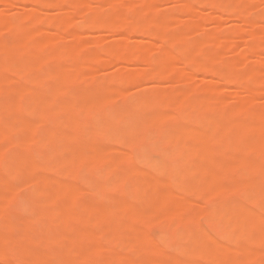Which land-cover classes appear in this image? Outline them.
Segmentation results:
<instances>
[{
    "label": "bare ground",
    "instance_id": "1",
    "mask_svg": "<svg viewBox=\"0 0 264 264\" xmlns=\"http://www.w3.org/2000/svg\"><path fill=\"white\" fill-rule=\"evenodd\" d=\"M18 1L35 6L19 19L0 15V262L205 264L210 258L218 259V252L240 257L227 264L264 262V106L257 104L264 95V79L256 75V66L264 64L259 53L264 52V12L259 20L250 17V5L256 0H198L196 8L179 2L174 13L189 15L184 25L178 24L181 14L155 11L154 2L162 0H126L123 7L118 3L125 0H114L116 5L100 0L109 11L84 14L77 24L43 17L40 11L54 6L60 13L69 5L77 10L85 0H0V4L13 7ZM203 5L213 11L208 19L230 11L242 25L224 35L215 24L216 30L203 37L200 33V39L187 43L186 38L199 33L202 19L193 12L200 13ZM138 6L144 7L143 13L135 11ZM254 26L260 32H252ZM84 27L120 37L111 46L93 50L78 41ZM66 34L74 40L70 46L62 44ZM125 34L143 35L160 44L137 40L135 45H125L121 42ZM244 35L254 43L244 45L245 54L257 59L253 63L250 56L238 70L230 62L224 65L226 51ZM254 38L260 43L255 44ZM150 51L157 57L149 58ZM113 61L135 66L133 73L98 80L96 73ZM179 63L184 68H178ZM189 67L218 80L217 86L210 81L193 86L194 72L187 71ZM165 76L185 86L148 89L141 84L129 100L122 101L128 83L143 79L154 83ZM49 78L56 81L47 83ZM231 83L241 87L232 92L236 104L225 107V85ZM172 92L181 94L179 105L170 106L171 100L165 98ZM16 119L19 125L13 129L9 124ZM102 139H119L120 146L111 149ZM206 139H215L218 146L206 145ZM59 141L68 143V149L58 150ZM127 142L135 144L133 151L128 152ZM229 142L234 145L226 150ZM153 150H159L160 158L151 156ZM117 152L124 154L117 156ZM200 183L207 199L217 197L202 211L189 199ZM151 192L159 197L144 204L143 198ZM90 193L93 200L86 198ZM134 199L143 204H133ZM155 205L179 219V228L193 226L192 230L180 231L170 224L160 231L156 243L146 232L147 226L157 223L154 213L161 208ZM152 208L157 210L153 214ZM166 213L160 217L171 220ZM201 216L215 228L214 236L201 229L197 221ZM243 223H249V228L238 229ZM125 239L139 249L136 255L120 252L118 245ZM174 239L186 243L177 254L169 252L178 250ZM240 241L243 244L238 246ZM18 253L23 257L18 258Z\"/></svg>",
    "mask_w": 264,
    "mask_h": 264
},
{
    "label": "rangeland",
    "instance_id": "2",
    "mask_svg": "<svg viewBox=\"0 0 264 264\" xmlns=\"http://www.w3.org/2000/svg\"><path fill=\"white\" fill-rule=\"evenodd\" d=\"M226 0H214V2L215 3H222V2H225ZM255 1V0H254ZM253 1V2H254ZM108 2H110L111 4H113V5H116V1H114V0H108ZM164 0H162V1H156V2H154V9H155V11L156 12H162V13H168V15H172V14H181V16L180 17H182L181 18V20H179L180 19V17L178 16L177 18H178V20H179V22H178V24L181 22L182 24L181 25H184L185 23L187 24V20L189 19L188 17H189V15H188V17H187V15H186V13L184 14H182V13H180V12H176V13H174V11H176V7H174V6H176V4H177V6L178 5H180V3L182 4V3H191L192 5H194L195 6V8L196 7H198L199 5V2H198V0H168V2H165V4H164ZM179 4H178V3ZM209 2H211V0H209ZM213 2V1H212ZM250 2V1H249ZM257 2V3H256ZM25 3V2H24ZM23 2L22 3H19V1H18V3L17 2H15L14 4H13V7H12V5L11 6H6V5H1L0 4V15H5V16H9L10 18H17V19H19V18H21L22 16H23V14L25 15V13L27 14L30 10H29V8L32 10V8L34 9V4L33 3H31V5H33V6H31V5H28V4H30L29 2H27V4L25 3L24 4ZM127 3V1L125 0V2L123 1V2H121V3H118L119 4V6H121V7H123L125 4ZM198 3V4H197ZM252 3V2H251ZM197 4V5H196ZM248 4H250V3H248ZM6 6V7H5ZM126 6V5H125ZM204 6V5H203ZM250 6H252V9H251V18L252 19H260V16H261V14H263V12H264V0L262 1V0H259V1H255L253 4H251ZM50 7L51 6H49V7H43V9L44 8H47V9H42L41 7H40V9H42V11H40L41 12V14L43 13V17L45 16V17H47V16H50V17H47V18H58V19H61V20H63V22H68V23H71V24H77V23H79V21H81L82 20V16L84 15V14H88V15H92L94 12H97V11H100V10H102V11H100V12H103V10H104V12L103 13H105V11H106V13H107V10L109 11V6L107 5V3L105 2H103V3H101V1L100 0H85V5L83 6V7H81V8H79V9H77V10H72V8H71V6L69 5V6H67V8H66V10H64L63 12H60L59 13V10H57V8L55 7L54 8V6H52L51 7V9H50ZM10 9V10H8V9ZM56 9V10H54V9ZM201 8H202V6H201ZM106 9V10H105ZM201 11H200V13H198V14H196V13H194L193 12V14L194 15H196V16H198V18H200V19H202V22H201V20H200V24H199V33H197L196 32V35L195 34H193L192 35V38H186V42L187 43H193V42H195V40H197V38H199L200 39V37H203V34L204 35H206V34H209V33H211V32H213L214 30H216V29H214L215 27H216V25L218 24L219 25V27H220V29L222 30V32L224 33V35H228L229 34V32L231 31L230 29H232V28H234L236 25L239 27V25H242V23L240 24L239 23V21H236V20H234L233 19V17H231V12L229 11H227V12H225V13H223L221 16H220V18H216V19H208L210 16H211V11L212 10H210V7L208 6H204V8L203 9H200ZM135 11H137V12H140V13H143L144 12V7L143 6H138V7H136V9H135ZM213 12V11H212ZM47 14V15H44V14ZM186 17V18H185ZM185 20H184V19ZM188 18V19H187ZM183 19V20H182ZM187 19V20H186ZM233 19V20H232ZM258 19V20H259ZM183 21V22H182ZM184 21H186V22H184ZM263 23V22H262ZM216 24V25H215ZM180 25V24H179ZM218 25H217V27H218ZM262 25V24H261ZM236 26V27H237ZM263 26V25H262ZM235 27V28H236ZM156 28V27H155ZM157 29V28H156ZM55 29H52V32H55L54 31ZM95 30H97V31H95ZM174 30L175 29H169V32L172 34V33H175L174 32ZM252 32H255V33H258V32H260V28H258V27H256V26H254V27H252L251 29H250ZM81 31V32H80ZM79 32H80V37L78 38V41H80V42H83V43H88L89 44V46H90V48L91 49H93V50H96V49H98V47H108V46H111V45H113V44H115L116 43V41L119 39L118 38V36L117 35H115L114 33H110V32H108V31H104V30H102V29H94V31L90 28V27H84V28H81V30H80ZM99 31V32H98ZM100 31H102V32H100ZM104 31V32H103ZM5 33L4 34H6V32L7 31H4ZM107 32V33H106ZM208 32V33H207ZM9 32H7V34L6 35H8V36H5L4 34V36L9 40V39H11L10 38V34H8ZM109 33V34H108ZM200 33H202L201 35H200ZM112 35V36H111ZM198 35H200V37L198 36ZM68 35L66 34V37H65V39L62 41V44L64 45V46H70V45H72L73 43H74V40L73 39H71V38H69V37H67ZM117 36V37H116ZM135 36H137V35H135ZM135 36H131V35H129V34H125V36H124V39L121 41L122 43H124L125 45H132V44H137L136 42H138L137 40H140V41H144V42H147L148 43V40L150 41H152V43H151V41H150V43L149 44H153L154 42H156V44H160V42L159 41H156V40H153L152 38H149V39H146L143 35H140V36H137V37H135ZM197 36V37H196ZM249 36V35H248ZM247 35H244V37H242V40H241V38H239V39H237L236 40V44L234 45V48L231 50V51H226V53H228L227 55L229 56H231V57H228V56H226V53H225V56H224V59H225V57H226V59H228V60H224V62L226 61V62H230L229 64L232 66V67H234V68H236L237 70L238 69H240V67L242 66V64H245V62L247 63V61L248 60H245V59H247V58H249V60H250V56H252V58H251V60H252V62L254 63V58H255V60L257 59L255 56H253V55H250L249 57H248V55L247 54H245L246 52H248V50L247 49H244L243 47H245L246 46V43L247 42H251V43H253L250 39H249V37H248ZM120 37V36H119ZM191 37V36H190ZM154 41V42H153ZM135 42V43H134ZM254 42H255V44H259L260 42L258 41V40H256L255 38H254ZM191 43V44H192ZM155 44V43H154ZM254 44V43H253ZM245 45V46H244ZM245 48H247V46L245 47ZM244 49V50H243ZM172 53H174V54H176V50L174 49V48H172ZM231 52V53H230ZM245 54V56H244V54ZM259 53H261V56L264 58V52L263 51H259ZM243 54V55H242ZM149 58H154V57H157V54L155 55V54H152V52L150 51L149 52V54H146ZM224 55V54H223ZM245 58H244V57ZM228 57V58H227ZM229 58H231V60L229 59ZM232 58H233V60H232ZM223 62V63H224ZM226 62L224 63V65H226L227 66V64H226ZM233 62V63H232ZM249 63H251V62H249ZM181 63H179L178 64V68L179 67H181L182 65H180ZM164 66H166V65H168L167 63H164L163 64ZM219 65V64H218ZM223 65V64H222ZM221 65V66H222ZM250 65V64H249ZM111 66V67H110ZM110 66H105L104 67V69H106V70H104L103 68H101V72H97L96 73V75H98V74H100V77L99 76H96V75H94V71H93V75L94 76H96V77H98V80H101V78H103V79H110L111 78V74H113L112 75V77L117 73L118 75H120V74H122V75H125V74H131V72L133 73V69H134V67L135 66H132V67H128V66H124L123 64H121V63H119V62H116V61H113L112 62V64H110ZM138 67H140V66H137V68ZM141 67H143V66H141ZM167 67V66H166ZM182 68H184V66H182ZM181 68V69H182ZM189 69H190V71H192V73L194 72V70L191 68V67H189L188 69H186L187 71H189ZM103 70V71H102ZM256 71H257V73H256V75H257V77H259V78H263L264 79V64H262V65H260V66H256ZM102 73V74H101ZM197 73V72H196ZM195 72H194V75H193V79H192V85L193 86H201L202 85V83L204 84V83H206V82H209V84L210 85H212L213 86V84H214V86H217V81L218 80H215V79H212L211 78V76L209 77L208 75H207V73H203V72H198L197 74H196ZM102 75V76H101ZM104 75V76H103ZM109 76H110V78H109ZM11 77H13L14 78V76L13 75H11ZM105 77V78H104ZM108 77V78H107ZM170 76H168V78L165 76V77H163V78H160V80L159 81H155L154 83H151V82H153L151 79H150V81H149V79H143L142 81H140V83H138V82H132L131 84L130 83H128V85H126L125 86V88H126V90H125V92H127L128 94H129V96H128V94L125 96V99H122V101H124V102H126V100L129 98V97H131V96H133L134 95V93H135V91H137V90H139V86L141 85V84H144L143 86V88H147V87H149L148 89H154V86H157V88L158 87H161V88H165V89H169L170 87H172L173 88V86H177L178 88L179 87H181L183 84L182 83H184V82H177V81H174L171 77L169 78ZM100 78V79H99ZM16 79H18V78H16ZM97 79V78H96ZM212 80V81H211ZM214 80V81H213ZM53 81H56L54 78H49V79H47V83H50V82H53ZM149 81V82H148ZM157 82H159L160 84H158ZM150 83V84H149ZM155 84V85H154ZM179 86H178V85ZM232 84V83H231ZM181 85V86H180ZM235 85V84H234ZM234 85L232 84V85H229V84H227V85H225V98H227L226 99V101L224 102L223 101V103H222V105L223 106H225V107H230V106H233L234 104L233 103H235L236 104V102H234V101H236L237 100V98H235V97H233V95H232V92L233 91H235V90H239V88L241 87V86H236L235 85V87H234ZM128 86V87H127ZM183 86H185V83H184V85ZM182 86V87H183ZM138 88V89H137ZM156 88V87H155ZM171 88V89H172ZM174 88H176V87H174ZM232 88H234V89H232ZM237 88V89H236ZM229 90H231V91H229ZM241 90V89H240ZM242 90H243V88H242ZM228 92H229V94H228ZM231 92V93H230ZM126 94V93H125ZM128 97V98H127ZM127 98V99H126ZM165 98H168V99H170L171 100V104H170V106H175V105H179L180 104V101H181V98H182V96H181V94H179V93H176V92H172V93H170L169 95H167ZM129 100V99H128ZM122 101L120 102V100H119V102L120 103H122ZM123 102V103H124ZM122 103V104H123ZM257 104H259V106H264V95L260 98V100L257 102ZM117 107H119V106H117ZM170 108H173V107H170ZM167 112H170V110L169 109H167L166 110ZM21 120H23V121H28V120H30V118L28 117V118H25V119H23V118H21ZM19 125V120H14V121H11L10 122V124H9V126H11L13 129H15L17 126ZM15 128H14V127ZM27 131L28 130H31V128L30 127H27V128H25ZM156 129V127L154 126L153 127V130H155ZM91 136V137H90ZM89 137L91 138V139H93V137L95 138V139H99L100 138V136L101 135H97L98 136V138H96V135L95 136H92V135H90ZM103 136V135H102ZM101 136V137H102ZM103 139H104V137H102ZM94 139V140H95ZM102 139V141H105L106 142V140H107V138H106V140H103ZM85 140V139H84ZM89 140V139H88ZM93 140V141H94ZM108 140H111V139H108ZM136 139H132V141H135ZM140 140H142V143L144 142L143 141V139H140ZM145 140V139H144ZM150 139H148V141H149ZM152 141L154 140V139H151ZM149 141V143H153L152 141ZM157 140V139H156ZM155 140V141H156ZM165 140L166 139H163V141H164V143H165ZM207 140V139H206ZM205 140V143H206V145H208L209 143H211L212 142V146H210V147H213V146H215V147H217L218 145H216V143L215 142H217L215 139H208L207 141ZM210 140V141H209ZM99 141V140H98ZM130 142H131V139L129 140ZM139 141V140H138ZM147 141V140H146ZM158 141V140H157ZM156 141V142H157ZM162 141V140H161ZM168 141V142H167ZM209 141V142H208ZM59 142H61V141H59ZM66 141H64V143H65ZM85 142H87V141H85ZM90 142V141H89ZM105 142L103 143V144H105ZM107 142H109V141H107ZM106 142V143H107ZM121 142V141H120ZM3 143H5V142H3ZM3 143H2V145H3ZM57 143V142H56ZM67 143V142H66ZM100 143H102L101 142V139H100ZM133 143H139V142H137V140L135 141V142H133ZM132 143V144H133ZM149 143L147 142V145H149ZM155 143V142H154ZM166 143H169V144H166ZM166 145H171L170 143H171V141L169 142V140H166ZM231 142H229L227 145L225 144V147L227 146V149L226 150H231V148L233 147V145H234V143H231ZM109 144H111V146H110V148L111 149H113L114 148V146L113 145H115V147L117 146V147H119L120 145H118L119 144V139H114L113 140V142L111 141V142H109ZM126 144H128L129 146H130V143L129 142H127ZM134 144V145H135ZM143 144H146V142H144ZM143 144H142V146H143ZM164 144V146H166ZM201 144V143H200ZM199 144V145H200ZM214 144V145H213ZM230 144V145H229ZM6 145V144H5ZM54 145V144H53ZM53 145H51V146H53ZM124 145H125V143H124ZM127 145V146H128ZM134 145L133 146H130L129 148H128V152L130 151V150H134L133 148H134ZM151 145V144H150ZM149 145V146H150ZM158 145H163V143H161V144H159V141H158ZM181 145V144H180ZM179 145V146H180ZM198 145V146H199ZM202 145V144H201ZM210 145V144H209ZM224 145V144H223ZM9 147L11 146V145H8ZM57 147L56 148H60V149H58V150H60V151H63V150H65L66 148L68 149V143H67V145H65V144H62V142H61V144L59 143V144H57L56 145ZM67 146V147H66ZM109 146V145H108ZM126 146V147H127ZM139 146H141L140 145V143H139ZM148 146V147H149ZM163 146V147H164ZM181 146H183V145H181ZM4 147V146H3ZM55 147V146H54ZM113 147V148H112ZM116 147V148H117ZM136 147V146H135ZM138 147V146H137ZM136 147V148H137ZM145 147V146H144ZM160 147V146H159ZM162 147V149H165L166 147H164L163 148ZM168 147V146H167ZM224 147V148H225ZM231 147V148H230ZM6 148V147H5ZM13 148V150H15L16 149V147H14V146H12L11 147V149ZM109 148V147H108ZM115 148V149H116ZM135 148V149H136ZM229 148V149H228ZM66 149V150H67ZM123 150H126L125 148H123ZM122 150V151H123ZM152 151V150H151ZM157 152L156 153H158V154H156L155 153V151L153 150V152H151V153H153L151 156L152 157H154V158H160V156H161V153L159 152V150H156ZM123 152H125V151H123ZM121 153V152H117L116 154H117V156H120L121 154H124V153ZM159 156V157H158ZM134 162V164H136V165H139L137 162L135 163V161H133ZM133 162H131L132 163V166H133ZM129 164V163H128ZM130 165V164H129ZM135 166V165H134ZM199 173H201V172H199ZM28 185H30V184H28ZM32 187V186H31ZM203 187H204V185H203V183H200L199 185H198V187H197V189L196 190H194L190 195H189V199L192 201V203L195 205V207H197V209L198 210H203L204 208L206 209L207 208V206H212V205H214L215 204V202H217V200H216V198L217 197H214V198H212V199H207L206 198V196L203 194V192H202V189H203ZM33 188V187H32ZM27 189V188H26ZM26 189L24 190H22V191H24V192H26ZM22 191H21V193H20V195H23V193H22ZM27 193V192H26ZM25 194V193H24ZM91 194V193H90ZM89 194V196H87L86 195V198L87 199H89V200H93L95 197H94V194L92 193L91 195ZM156 194H158V193H156V192H151V193H149V194H147L146 195V197H144L143 198V203H144V201L146 200V202L144 203V204H148L150 201H152V200H155V199H153L155 196L158 198L159 196V194L158 195H156ZM237 196H239L238 194H237ZM188 197V196H187ZM92 198V199H91ZM147 198V199H146ZM151 198V199H150ZM156 198V199H157ZM149 199V200H148ZM136 200L134 199L132 202H134L133 204H143L142 203V201L141 202H139V201H136ZM151 203V202H150ZM247 206L249 207V208H252L253 206L251 205V204H247ZM155 208H158V209H160V210H154L153 211V209L154 208H152L151 209V212H152V214H153V212H156L157 211V213H154V214H156V215H158V216H156V220H157V223H156V225H155V223L153 224H151V225H149V226H147L146 227V232L149 234V235H151V237H152V239H154V241H156V243L158 242V244L160 243V241H158L159 240V238H161V237H159V234H160V231L163 233V231L166 229H168V225H169V227H171V225H172V227L174 226V227H176V228H178V229H180V231H184V230H186L187 232H189V231H191L192 229V227L193 226H188V227H186V228H182L181 226H180V228H179V224H180V220L179 219H172V216L171 215H169L168 213H166V211H164V210H167V209H165L164 207L162 208V206H154ZM160 207V208H159ZM163 210V211H162ZM163 212H165L166 214H167V216L169 215V217H171V220L170 219H167L168 221H171V222H168L167 220H166V218L167 217H165V219H164V217L163 218H161L160 217V215L162 216V213ZM168 212V211H167ZM166 214H163V216L164 215H166ZM153 216V215H152ZM155 216V215H154ZM168 217V218H169ZM177 218V217H176ZM156 220H155V218H154V221L156 222ZM200 224L199 225H201L202 226V230H204V231H206L209 235L211 234L212 236H214L215 234H216V230H215V228L213 227V225L212 224H210V223H208V221H205V218H203V216H201L200 217V219H198L197 220ZM179 222V223H178ZM159 223V224H158ZM197 223V222H196ZM196 223H195V225H194V227L196 226ZM171 224V225H170ZM157 225H158V228H157ZM249 223H243V224H240L239 226H237V228L238 229H241V230H246V229H248L249 228ZM160 227V228H159ZM196 227H198L199 228V226H196ZM212 227V228H211ZM175 228V229H176ZM212 229H213V231H214V233L212 232ZM163 230V231H162ZM161 235H163V234H161ZM159 237V238H158ZM151 239V240H152ZM179 240H177V242H176V239H174L172 242H173V244H174V247L175 248H177V244L179 243V247L177 248L178 250H175V251H173V248L171 249L172 251H169V252H173L174 254H177V253H179L180 252V250H181V248H180V246L183 248L184 246H185V242H183V241H179ZM151 243H152V241H151ZM155 243V244H156ZM44 245L46 244V243H43ZM172 244V245H173ZM240 244H243L242 243V241H240V242H238V246L240 245ZM152 245H154V243H152ZM119 247H118V249L119 248H121L120 250V252L121 253H128V252H130L131 251V253L133 254V255H136L137 254V251L139 250L138 248H133L132 247V244L130 243V239H125L124 240V242L121 244V245H118ZM116 250L115 252L116 253H118V251L119 250ZM123 249L124 250H126V252H124L123 251ZM128 250V251H127ZM167 250V251H166ZM165 250V252H167L166 254H168V248ZM123 251V252H122ZM164 253V252H163ZM171 254V253H170ZM23 256H22V254L21 253H18V258H22ZM100 257V256H99ZM217 258L218 259H208V260H205L204 261V263L205 264H221V262H222V264H227L228 263V261L230 262V261H233V260H238L240 257L238 256V255H231V256H228V257H223V254L221 253V252H218L217 253ZM78 261V260H77ZM73 263H75V262H73ZM0 264H4V263H2V262H0ZM16 264V263H15ZM17 264H20L19 262L17 263ZM27 264V263H26ZM28 264H32V262L31 261H29V263ZM261 264H264V262H262Z\"/></svg>",
    "mask_w": 264,
    "mask_h": 264
}]
</instances>
